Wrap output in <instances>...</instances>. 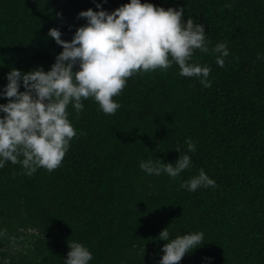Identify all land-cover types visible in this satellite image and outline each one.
<instances>
[{
    "label": "trees",
    "instance_id": "16d2710c",
    "mask_svg": "<svg viewBox=\"0 0 264 264\" xmlns=\"http://www.w3.org/2000/svg\"><path fill=\"white\" fill-rule=\"evenodd\" d=\"M97 2L111 11L127 0ZM150 2L204 25L209 51L193 60L209 65L211 85L173 63L127 77L113 114L91 97L79 112L69 104L77 134L58 167L30 176L19 163L0 167V264H63L67 240L89 248V264H158L166 226L170 237L204 234L176 264H264V0ZM89 7L97 10L93 0H0V86L12 67L47 71L62 50L48 29L70 40ZM218 41L228 48L222 67ZM188 139L195 151L176 178L138 167L174 162ZM201 168L214 186L179 187Z\"/></svg>",
    "mask_w": 264,
    "mask_h": 264
},
{
    "label": "clouds",
    "instance_id": "9594fccd",
    "mask_svg": "<svg viewBox=\"0 0 264 264\" xmlns=\"http://www.w3.org/2000/svg\"><path fill=\"white\" fill-rule=\"evenodd\" d=\"M93 3L97 10L89 7L77 13L86 18V23L75 27L70 40L62 39L56 27L48 29L47 35L62 50L47 71L42 66L26 72L12 67L5 73L7 83L0 86V97L9 99L0 103V167L6 160L19 163L29 176L41 166L49 171L58 167L70 139L77 134L68 119L67 106L71 104L79 112L84 107L82 100L91 97L101 111L113 114L120 107L113 97L125 86L126 78L136 72L166 70L175 63L179 75L194 76L204 87L211 85L209 65L193 60L195 50L209 51L204 25L192 17L182 19V7L127 0L109 11L97 0ZM212 51L218 53L215 61L222 67L228 55L226 42H216ZM21 85L22 91L18 90ZM181 146L185 151H180ZM175 148L179 155L174 162L158 157L141 159L138 167L150 175L163 172L176 178L190 165L195 145L188 139L186 146ZM210 185L214 186L215 180L201 168L179 187L194 191ZM5 231L0 228V236ZM203 237L201 231L170 237L169 228H162L156 237L165 241L158 264H176L201 246ZM67 245L63 264H89L92 253L87 246L76 240H67Z\"/></svg>",
    "mask_w": 264,
    "mask_h": 264
}]
</instances>
